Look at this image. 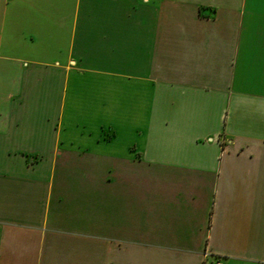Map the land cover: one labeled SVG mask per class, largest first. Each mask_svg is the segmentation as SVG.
I'll return each instance as SVG.
<instances>
[{
    "label": "crops",
    "instance_id": "0c3cea01",
    "mask_svg": "<svg viewBox=\"0 0 264 264\" xmlns=\"http://www.w3.org/2000/svg\"><path fill=\"white\" fill-rule=\"evenodd\" d=\"M0 264H264V0H0Z\"/></svg>",
    "mask_w": 264,
    "mask_h": 264
}]
</instances>
